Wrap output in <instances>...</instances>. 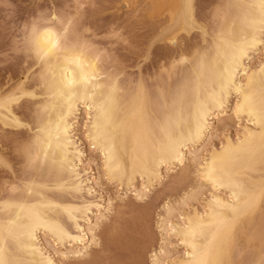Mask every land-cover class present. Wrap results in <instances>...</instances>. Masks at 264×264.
Returning a JSON list of instances; mask_svg holds the SVG:
<instances>
[{"label": "bare ground", "instance_id": "bare-ground-1", "mask_svg": "<svg viewBox=\"0 0 264 264\" xmlns=\"http://www.w3.org/2000/svg\"><path fill=\"white\" fill-rule=\"evenodd\" d=\"M182 3L183 0H171L166 20L170 21L169 27L188 30L192 26ZM205 7L208 10L210 5ZM211 10L209 20L210 17L214 20L211 31L208 30L211 35L203 37L200 43L190 44V48L175 47L176 51H170L168 45V52L153 58V66L160 70L157 74L154 72L155 81L152 74L149 75V81L153 79L152 84L148 82L150 85L139 73L136 79L121 78L123 68L116 58L109 59L110 49L104 46L107 37L101 39L96 35L101 29L97 33L93 32L95 28L89 32L93 28L88 21L79 23L73 21L74 17L58 19L51 26L54 33L63 35L66 29L75 32L82 24L79 29L82 35L74 45L61 44L53 48L51 40L42 44L44 51L49 52L43 60L36 59L35 53L30 58L29 52L24 50L25 32H22L21 47L27 58L24 60L29 66H36L32 87L39 81L43 89L42 103L38 105L43 123L39 132L32 130L30 138L27 134L16 136V140L12 135L8 137L15 140L12 143L17 152L15 158L23 162L24 168L10 181L0 176V264H46L47 260L57 258L58 253L61 257L67 254L66 241L69 249L76 247L83 253L79 258L87 264H142L143 253L151 242L147 225L141 224L146 223L145 219L140 223L142 226L126 223L128 226L117 229L107 226L103 231L96 229L99 234L92 231L101 219L100 207L92 196L99 186L100 170L110 177H126L129 181L139 173L147 183L141 182L138 186L130 183L125 193L143 201L150 192L149 181L156 185L185 163L194 166L196 179L202 183L185 189L179 200L184 203H180L186 204V198L198 197L207 185L212 192L200 211L194 209L184 216V221L178 214L179 219L172 228L168 225L169 219L174 217L177 208L170 200L165 201L164 214L158 222L162 238L158 248L152 249L149 255L151 262L152 253L156 252L163 264H220L227 246L238 247L235 250L239 252L240 264H259L264 258V73L259 70L260 61L249 64L252 57L247 55L252 41H259L264 32V0H221L216 1ZM195 11L201 20L206 19L198 8ZM108 26L98 28H107L108 33H112V27ZM198 27L203 28V25L198 22ZM150 45L152 42L148 47ZM27 81L26 74L20 75L6 87L0 84V93L14 94L17 89H25ZM232 95L234 100L228 110ZM15 105L9 104L7 114L0 108V124L17 134L20 133L17 127L20 112ZM227 112H230L228 119L239 120L245 116L249 124L241 126L234 140L226 135L219 148L211 146L208 150L207 144L217 136L215 128L224 121ZM78 125L83 128L82 135ZM205 133H208L206 138ZM82 137L98 149L100 156L99 160H90L94 166L91 175L82 168L86 155V149L80 146ZM7 141L0 143V161L9 165L6 156L11 142ZM18 145H24L26 150L18 152ZM29 162L30 166L26 167ZM53 167L61 170L60 175L50 174ZM185 171L181 170L176 187L185 184L188 177ZM59 189L76 195L63 201L53 199V192ZM125 195L119 198L118 194L117 198L123 200L127 198ZM109 201L112 210L105 209L108 216L113 212L118 214L121 209L120 206L115 208L113 197L106 196L102 203L107 205ZM86 205H96L95 210L85 213ZM77 230L79 235H76ZM138 233L146 234L145 240L141 242L143 237ZM86 234L91 237L87 244L82 239ZM171 234L184 247L181 257L173 255ZM99 236L104 242L103 249L86 259L98 244Z\"/></svg>", "mask_w": 264, "mask_h": 264}, {"label": "rangeland", "instance_id": "rangeland-1", "mask_svg": "<svg viewBox=\"0 0 264 264\" xmlns=\"http://www.w3.org/2000/svg\"><path fill=\"white\" fill-rule=\"evenodd\" d=\"M199 1H200L199 2L200 5H199V7H197L198 11L200 14L204 13V14H202V15H205L203 18L204 19L206 18L205 20H203V21H205V23L203 24L202 29H204V30H202V31H198L197 29L193 30V28H190L188 30H185L183 28L179 29L177 26L169 27L170 21L168 19L166 20V18H169L168 13H169L170 9H168V6H169V3L171 2V0H59V2L56 5L52 4V0H47V3H45V0H0V47H1L0 50H2V54L4 53L3 56L6 54L5 57L1 56L2 54H0V63H1V65H0V84H1V87H6L8 83L11 84L15 80H18L20 75H25V74L28 76L26 88L29 85L32 86V83L34 81L33 79L36 76V71H35L36 66H29L28 63H26L24 60L27 58L24 57V53H23L22 47H21V44H22L21 42L23 39L22 36L24 34L22 32H25V30H24L25 27L23 28V26L31 23V20H34L33 18L36 19L38 16L40 17V15L41 16L44 15L43 17L46 18L48 16V13L50 10L52 11V13L59 14L63 19H67L68 17H74L75 19L72 18L73 21H79V23L81 21L82 22L88 21V23H91L90 25H92L91 27L93 28L89 32L93 31L95 28V30L93 32L97 33L101 29L98 32L99 34L97 33L96 35H98V37L101 39H103V37L104 38L107 37V38H105V41H108V42L104 46L105 47L107 46L106 48L110 49L109 54H111L112 57L116 58L119 61V65L121 66L120 68L121 69L123 68L121 78L123 77V78H127V79H133V78L136 79V76L139 73V74H141V76H143V78L145 80H147V84L150 85L149 83L152 84V80L156 77V76H154V72H155V74H157L160 70V69H157L153 66V64H152V61L154 60L153 58L157 59V57L160 56L161 54H163L164 52H166V51L168 52L167 48L169 46H170L169 47L170 51L174 50V49L176 51V48L179 49V48H182L183 46L190 48L191 47L190 44L192 45V44L200 43L203 37L207 38L211 35L210 31L212 29V25L214 23V20L212 18V21H211V17L209 20V16H211V11H212L211 9H214V3L216 1H221V0H209V1L208 0H199ZM209 2L211 4H209ZM78 4L81 7V8L79 7V9H81V10L78 9V11H77L76 10L77 7H75V6H77ZM41 5H43V7H41ZM84 5H89L87 10H85ZM205 5H210L208 10L206 9ZM150 8H152V9H150ZM73 10H75V11L73 12ZM67 11H68V13H70V11L72 13H74V14L71 13L73 16L71 14H68ZM76 11L78 12V14ZM65 12H66V14H65ZM82 12H84L85 16ZM208 12H210V13L208 14ZM39 13H42V14H39ZM145 13H147V14H145ZM68 15H71V16H68ZM75 15H76V17H75ZM151 16H153V17H151ZM80 17L82 19H80ZM48 18H49V16H48ZM146 18H147V22H146ZM91 19H92V21H91ZM163 21H165V23ZM149 22H151V23H149ZM159 22H160V24H159ZM209 22H210V24H209ZM96 25H98L99 27L101 25L102 26L103 25H106V26L109 25L110 27H112V33H108L109 30H107V28H105V29L98 28V26H96ZM129 26H131V28ZM166 27H168V28H166ZM198 28H200V27H198ZM20 29H23V30H20ZM103 30L104 31L106 30V33ZM151 30H153V31H151ZM208 30H210V31L208 32ZM147 32H149V33H147ZM194 32H196V33L194 34ZM114 33H115V35H114ZM19 34H21V35H19ZM104 35H106V36H104ZM169 35H172L173 37H175L176 35H182L183 39H181L179 41V44L181 45V47H180V45H178V46L170 45V43H167V41L165 39H163L164 37H168ZM143 36H146V37L144 38ZM190 36H192L193 38ZM128 40H130V42ZM136 40L138 42H135ZM143 40H145V41H143ZM151 42H152V45H150V47H148V44ZM14 43H15V45H14ZM108 43H110V44H108ZM136 43L139 47L136 45ZM16 44H17V46H16ZM127 44H128V46H127ZM157 45H160V46L157 47ZM155 47H157V48H155ZM20 48H21V50H19ZM151 49H152L153 53H152ZM161 50H162V53H161ZM11 51L12 52L14 51L13 52L14 54ZM118 53H119V55H118ZM11 55H13V58ZM123 55L126 57L128 56V57L127 58L125 57V59H124V58H122ZM21 61H22V63H21ZM249 61H248L249 64H254L256 61L257 62L259 61V58L258 57L251 58ZM8 62H9V64H6ZM15 70H16V73H15ZM24 70H26V72H24ZM151 70H153V71H151ZM11 72H13V73H11ZM30 73L33 75H31ZM163 73L164 72H162V74ZM150 74H152V76H153V79L150 80L151 82L149 81V79L151 78ZM163 76H164V74H163ZM5 80H7L8 82H6ZM154 81H155V79H154ZM32 88H35V87H32ZM28 89L32 90L31 88H28ZM36 98L40 99L41 96L39 95ZM233 100H234V96L232 95V97L230 98V101L228 103V106H227L228 110L232 106ZM17 106L18 105H15V108ZM16 109H17V112H20L21 114L25 113L24 109H26V112H27V106L26 105H25V108H23L22 110L19 107ZM227 113L228 114L225 115L226 117L224 118V121L220 124L221 126L215 125L216 126L215 129L217 131V134H216L217 136L212 138L213 140L211 139L209 141V143L207 144L208 150L211 148V146H214L215 148H219L221 143L225 140L226 135L234 140L236 138V136L239 135V133H240L239 131L241 130V126L245 125L247 123L249 124L248 120L245 119V116H241V118L239 117V120H236V118L228 119L227 117H229L230 112H227ZM81 127H82L81 125H78V131L80 134L83 131V128H81ZM9 129H10V127L2 126L0 124V132H1L0 137H2V138H0V143H1V141L5 143V141H7L5 139H7L10 135H12L11 138H13L15 140L17 139L18 136H21L20 133H17V134L13 133V131L11 129L10 130ZM10 132L12 134H10ZM14 134H16V135H14ZM216 138H217V140H216ZM8 139L10 140V138H8ZM81 139L82 140H81L80 146L84 150L86 149L85 150V152H86L85 156H87V159H88L87 160L85 156L83 157L84 162H83L82 168L83 167L86 168L87 174L91 175V173L93 172V169H91V168H93L94 166L91 165L92 163L90 162V160H92V159H96V160L98 159L99 160L100 159L99 152H98V149L93 144H91L89 140H87V139L85 140V138L83 139V137ZM9 140L7 141V143L9 144L11 142L10 146L12 148L10 146H9V148H7V150L10 151L11 153L9 152V154L6 156V158L9 161L10 170L14 166L15 169L17 167L18 170L16 169V171L18 172L20 169L24 168V165H23V162H20L15 158V156H16L15 154H17V152L14 150L15 146L12 144L15 140H13V141L10 140V142H9ZM89 145H90V147H89ZM123 156H124V158H126L125 153H123ZM11 157H13V158H11ZM20 163H21V165H20ZM84 163H85V165H84ZM88 167H90V168H88ZM179 168H177V170L175 172H169L170 174L168 175V177L164 178L162 181H160L156 185H153L154 183L152 181H149L147 186L149 188L151 187L150 192L146 196V198L143 199V201L133 199V198H131V196L129 194L127 195V193H125V191H126V189L130 183H134L136 186L140 185L141 182H143L144 184L147 183L144 180V178L141 179V176L139 175V173H135L134 179L132 181H129L126 177L122 178V179L110 177V176L106 175L102 170H100L101 171V177L99 178V186L96 188L97 191L92 195L93 198L102 203L106 199V196L110 195L111 197L114 198V205H116L115 208L117 209L118 206H120L119 208L121 209V210L118 209V211H119L118 214H116L115 212L111 213L107 217V219L104 220L103 224L106 225L107 227H110V228L112 227V228L117 229V228L122 227V226H128V225H132V224L134 225L136 223L140 224L141 221L143 222V219H145L144 222H146V223H141V224L147 225V226L145 225L146 229H148L147 233H149L148 234L149 236H147V237H151L148 239V240L151 239L150 240L151 242H150V245H147L148 247H146V249L148 248L147 251L145 250L146 252L143 253L144 256H143L142 264H144L145 260H148L149 264H152L149 255H150L152 249L158 248V246L161 242L162 230L159 228L158 222H159V217H161V215L164 214L162 206L165 203V201L170 200V202L175 203V205L172 204L173 207L175 206L177 208L176 211L174 210V212H175V213H173L174 217L169 219L170 221H169L168 225L172 228L173 224L175 222H177V220L179 219L178 214H181L180 220L184 221V216L186 214L192 213L194 209H196V210H198L199 208L201 209V206L204 205L207 197L212 192V190L210 189L211 187L209 188V186L207 185L206 187L203 188V190L201 191L202 194H200L198 197L186 198L187 203L181 204V203H184V201L183 202L179 201L180 197H182L181 195L184 194L183 191L185 189L187 190L189 188V186H193L195 184L202 183V182L197 181L196 171H195L194 166L191 163H185L182 167H179ZM182 168L183 169L185 168L186 170H188V173H186L187 171L183 170ZM181 170H182V172L185 171V173H186V175H188V177H187L186 182H184L185 184L183 183L184 185H181L182 187H176L175 181L181 176ZM160 171H163V173H164V170L160 169ZM102 177H103V183L101 182ZM113 185H115V187L112 191H110L109 189L113 188ZM174 186H175V188H174ZM118 194H119V198L121 196H124L125 194L127 195V198L125 197V199L119 200V198H117ZM115 197H116V199H115ZM132 202H133V204H132ZM177 202H179V204H177ZM185 202H186V200H185ZM142 207L145 208L146 210L143 209ZM176 208H174V209H176ZM200 209H199V211H200ZM133 220H134V222H133ZM66 223H67V225H69V222L67 220H66ZM142 229H141V231H143ZM146 231H145V233H146ZM142 233H144V232H142ZM44 234L46 236H49L48 238L53 239V237L51 236L50 233L45 232ZM146 234H144V235L141 234V236L138 235L139 237H143L142 240L140 238L141 242L143 241ZM100 235H101V232H100ZM138 236H137V238H138ZM173 236L174 235L171 234V237H170V239H172L171 240L172 241L171 249H173V253H174L173 255L176 257H181V256H183L182 251L184 250V247L182 244L177 243L178 242L177 238L175 236L174 237ZM99 237L100 238H99L98 244L96 246H94V248L91 249L92 250V251H90L91 254H89L86 259L91 257L92 253H95L96 251H101L103 249L102 247H103L104 242H103V239L101 238V236H99ZM148 240H146V242ZM148 244H149V241H148ZM237 248L227 246L225 258L223 261L229 262V264H233V262H234V264H240L239 252H237L238 250H235Z\"/></svg>", "mask_w": 264, "mask_h": 264}, {"label": "snow or ice", "instance_id": "snow-or-ice-1", "mask_svg": "<svg viewBox=\"0 0 264 264\" xmlns=\"http://www.w3.org/2000/svg\"><path fill=\"white\" fill-rule=\"evenodd\" d=\"M58 2L59 0H52L53 5H56ZM45 3H47V0H45ZM198 4L199 0H183L182 7L186 12V16L192 28L197 29L198 31H202V28H198V22L203 25L205 21L201 20V17L195 11ZM41 7H43V5H41ZM76 7L79 8L80 5L78 4ZM84 7L85 10H87L89 5H84ZM48 16L50 17V19L48 20H46L43 16H40L34 19L30 24L25 25V37L23 40V45L24 50H27L29 52L30 58L32 54L35 53L36 59L43 60L44 57L49 54V52H45L41 45L46 44L49 40H51L53 48H59L61 44L74 45L79 43V37L80 35H82L79 29L83 27L82 24L75 29V32H73L72 29H66L63 35H60L59 33H54L51 26L55 25L58 19L62 21L63 18L59 17V14L55 16L52 15L51 10L49 11ZM163 39H165L172 45L178 46L179 41L183 39V36L176 35L175 37H173L172 35H169L168 37H164ZM0 54H2V50H0ZM247 55L252 58H259V70L261 73H264V32H262L259 41L255 39L252 41L251 50L247 53ZM109 59L114 60V57L109 54ZM33 63H35V61H33ZM246 74L247 70H245V75ZM236 75H240L239 70H237ZM28 88H31L32 91L29 92ZM42 92L43 89L40 87L39 81H37L35 88H32V86L29 85L25 89H17L16 92L11 95L7 93H0V108L4 109L5 114H7V108L10 103H16L21 109H23L25 105H27V112L23 114L17 113V115L19 116L17 127L20 129V135L22 137L27 134L30 138V134L32 133L33 129H36L37 132L40 131L39 126L43 123V117L39 111L38 105L42 103V100L37 99L36 97H38ZM85 102H87V97H85ZM5 124H7L6 121ZM207 135L208 133H205V138L207 137ZM25 150L26 148L24 145H18V152L23 153ZM185 155H187V153H185ZM30 164L31 162H29V165H26V167L30 166ZM60 173L61 170L55 167L50 170L51 175H60ZM14 175H19L15 167L13 166L10 170L9 165L6 161H0V176H2L5 181H10L12 176ZM101 182L103 183V177L101 178ZM6 187L7 185L5 184V189ZM114 187L115 185H113V188H110L109 190L112 191ZM74 195H76L75 192H65L63 189H59L53 192V199L63 201L66 197ZM89 195L91 196V193H89ZM111 203L112 202L109 201L108 204L105 205L99 201L96 202L101 210V219H98L95 227L92 228L94 234H99L96 232V229H100L101 231H103L106 228V225L102 223V219L107 218L108 216V212L105 211L106 208L108 209V211L112 210ZM95 207L96 205H86L85 213L94 211ZM76 235H79V230H77ZM82 239L84 243L87 244L88 240L91 239V237L86 234L82 237ZM64 251L65 253H67L66 255H63L61 257L58 253L57 258L47 260L46 264H87V262L82 261L79 258L83 255L81 251L77 250L76 247H73L72 249L68 248V241L65 242ZM158 255L159 254L156 252L152 253V264H163L162 260L157 259ZM144 264H149V261L145 260ZM220 264H229V262L221 261ZM259 264H264V258L259 261Z\"/></svg>", "mask_w": 264, "mask_h": 264}]
</instances>
